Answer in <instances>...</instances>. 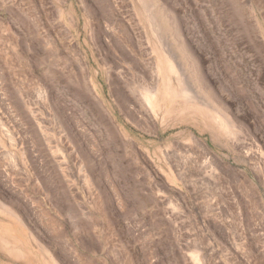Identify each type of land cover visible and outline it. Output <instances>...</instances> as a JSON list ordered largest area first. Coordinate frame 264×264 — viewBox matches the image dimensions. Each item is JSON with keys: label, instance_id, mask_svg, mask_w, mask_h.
Segmentation results:
<instances>
[{"label": "rangeland", "instance_id": "374dc122", "mask_svg": "<svg viewBox=\"0 0 264 264\" xmlns=\"http://www.w3.org/2000/svg\"><path fill=\"white\" fill-rule=\"evenodd\" d=\"M0 264H264V0H0Z\"/></svg>", "mask_w": 264, "mask_h": 264}, {"label": "bare ground", "instance_id": "6f19581e", "mask_svg": "<svg viewBox=\"0 0 264 264\" xmlns=\"http://www.w3.org/2000/svg\"><path fill=\"white\" fill-rule=\"evenodd\" d=\"M169 61H170V59H169ZM171 62V61H170ZM172 63V62H171ZM175 68V67H174ZM177 76V75H176ZM185 81V80H184ZM198 86V85H197ZM185 89V87L183 88V90ZM149 90V89H148ZM153 92V91H152ZM204 95V94H203ZM188 100V99H187ZM190 101V100H189ZM203 109V108H202ZM206 116V115H205ZM213 117H214V115H213ZM209 118V117H208ZM218 121H219V119H217ZM224 122V121H223ZM222 122V123H223ZM225 123V122H224ZM214 124V123H213ZM220 125H222V124H220ZM224 125V124H223ZM200 143V142H199ZM48 249V248H47ZM9 254V253H8ZM22 255H24V254H22Z\"/></svg>", "mask_w": 264, "mask_h": 264}]
</instances>
